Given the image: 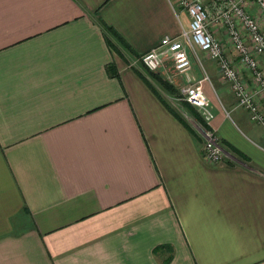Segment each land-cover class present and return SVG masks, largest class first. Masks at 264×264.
Masks as SVG:
<instances>
[{
  "label": "crops",
  "instance_id": "1",
  "mask_svg": "<svg viewBox=\"0 0 264 264\" xmlns=\"http://www.w3.org/2000/svg\"><path fill=\"white\" fill-rule=\"evenodd\" d=\"M176 3L0 0V264H264L263 128L203 80L208 163L140 63L187 28Z\"/></svg>",
  "mask_w": 264,
  "mask_h": 264
},
{
  "label": "built area",
  "instance_id": "2",
  "mask_svg": "<svg viewBox=\"0 0 264 264\" xmlns=\"http://www.w3.org/2000/svg\"><path fill=\"white\" fill-rule=\"evenodd\" d=\"M177 0L178 7L189 19L187 28L177 37L164 36L159 44L139 56L144 68L157 73L166 62H171L176 74L191 68V58L203 54L214 61L236 99L253 123L264 127V0ZM221 27L223 41L213 35ZM228 42V43H227ZM196 59H198L196 57ZM241 70L251 78L242 79ZM202 78L182 86L180 99L187 102L198 114L196 124L203 143V157L210 164H217L225 157L216 142V135L207 129L213 118L203 92Z\"/></svg>",
  "mask_w": 264,
  "mask_h": 264
},
{
  "label": "rangeland",
  "instance_id": "3",
  "mask_svg": "<svg viewBox=\"0 0 264 264\" xmlns=\"http://www.w3.org/2000/svg\"><path fill=\"white\" fill-rule=\"evenodd\" d=\"M206 2H208V3H206V5H207V10H208V12L210 13V12H212V5L211 6H209V4L211 3L210 2V0H206ZM188 21H189V19H188ZM219 29H218V31H216V32H220V30H222V29H220L221 27H218ZM215 29V28H214ZM214 29H213V35H214V37H215V35L216 34H214V33H216V32H214ZM215 38H217V39H220L221 41H223L224 39L222 38V37H215ZM228 43V42H227ZM157 45H158V43H157ZM196 57L198 58V59H196ZM196 57H192L191 58V64H193V63H195L196 62V64H197V68H198V70L200 71V75H201V78H203V77H205V75L208 77V79L210 80H212L213 82H214V80L215 81H217V83L218 84H221L223 87H225L226 89H227V92L230 94L231 93V91H230V88L228 87V85L226 84V81H225V79L224 78H222V75H221V73H220V71H219V69H218V66H217V64L214 62V61H212V60H210L209 59V57L208 56H206V55H203V54H199L198 53V56H196ZM195 61V62H194ZM166 65H167V67H172V63L171 62H166ZM173 68V67H172ZM133 71H135V70H133ZM172 71V70H171ZM210 72H212V75H213V77L212 76H210ZM135 73V72H134ZM157 74H158V72H157ZM172 75H169L168 76V78H167V80L166 81H168L169 83H170V81L171 82H173L174 81V77L177 75L176 74V72L174 71V69H173V71H172V73H171ZM176 74V75H175ZM135 75H137V77H139V81L138 82H140L141 83V85L143 86V81H142V75H141V78H140V76L136 73ZM148 75V74H147ZM144 77V76H143ZM182 79L185 77L184 76V74H182L181 76H180ZM214 78V79H213ZM240 78H242V79H248V78H251V77H249L248 76V73L246 72V71H242L241 70V77ZM163 79H166V78H163ZM170 80V81H169ZM151 82V84H152V86H153V88H155V90H157L158 92H159V94L162 96V97H164V98H168L167 100L170 102V103H172V105L174 106V109H175V111H177L179 114H180V116L183 118V120H185V122L188 124V126L190 127V129H193V131H196L197 133H198V131L199 130H197L196 129V124H200V122H198L194 117H193V115L190 113V110L188 109V108H185L184 106H183V104H182V102H184L182 99H180L179 97H181V95H180V90H181V88H182V86L180 87L179 86V88H176L175 90H176V93L177 94H174L176 97H177V99H170V95L169 94H167V92L165 91V89H163L162 88V86L160 85V84H158V83H156L154 80H152V81H150ZM225 88L223 89L224 90V92H226V90H225ZM231 95V94H230ZM207 105H208V108H209V110H210V112L212 113V115H213V118H214V116H215V107H214V105L215 104H213L212 103V101L211 100H209V98L207 97ZM231 102V103H230ZM228 104H231V105H233L234 104V108L235 109H239V110H241V108L239 107V106H237V104H236V101H235V103H233L232 101H230ZM264 106V105H263ZM222 109V108H221ZM193 111H195L194 109H193ZM228 111H230V110H228ZM196 112V111H195ZM228 113V112H227ZM212 118V119H213ZM250 121V120H249ZM251 122V121H250ZM252 124H255V125H260V124H258V123H253V122H251ZM210 124V123H209ZM201 125H203V124H201ZM260 127H262L263 128V131H264V127L262 126V125H260ZM207 129H210V130H212L211 128H210V126L208 125L207 126ZM214 132V134L216 135V142H218L219 143V145L221 146V148H222V144L224 145V143H222V141H221V137L220 136H218L217 134H216V132L215 131H213ZM199 136H200V134H199ZM201 137V136H200ZM202 139V138H201ZM202 142L204 143V140L202 139ZM223 149V148H222ZM224 151V150H223ZM227 152V151H226ZM224 153H225V151H224ZM228 153V152H227ZM228 154H231V153H228Z\"/></svg>",
  "mask_w": 264,
  "mask_h": 264
},
{
  "label": "trees",
  "instance_id": "4",
  "mask_svg": "<svg viewBox=\"0 0 264 264\" xmlns=\"http://www.w3.org/2000/svg\"><path fill=\"white\" fill-rule=\"evenodd\" d=\"M103 26V28L105 29V31H106V33H109V34H111L112 36H116V39H119L120 40V42H123V40L121 39V37L120 36H118L117 35V33H115V31H113V29H111V27H109V26H106V25H102ZM123 44H124V42H123ZM112 46V45H111ZM111 68H113V66H111ZM149 73V75H150V77L153 79V80H155V81H157L164 89H166L169 93H172V94H177L176 93V90H175V88L168 82V81H166L165 79H163V77L162 76H160V75H158L157 73H153V72H148ZM153 91H155V90H153ZM156 93V95L158 96V97H160L159 96V93L156 91L155 92ZM182 104H183V106L185 107V108H188L189 110H190V113L193 115V117L198 121V122H200L201 124H202V120L200 119V117L198 116V114L195 112V111H193V108L187 103V102H182ZM172 113H173V115L177 118V119H179V121L181 122V123H183L187 128H189V130H190V127L188 126V124L185 122V120H183V118L180 116V114L177 112V111H175V110H173V109H169ZM191 131V130H190Z\"/></svg>",
  "mask_w": 264,
  "mask_h": 264
}]
</instances>
